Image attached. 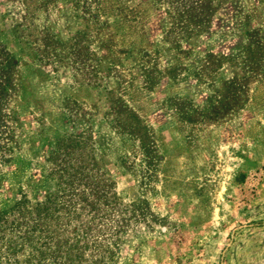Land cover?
Here are the masks:
<instances>
[{
	"label": "rangeland",
	"instance_id": "rangeland-1",
	"mask_svg": "<svg viewBox=\"0 0 264 264\" xmlns=\"http://www.w3.org/2000/svg\"><path fill=\"white\" fill-rule=\"evenodd\" d=\"M0 264H264V0H0Z\"/></svg>",
	"mask_w": 264,
	"mask_h": 264
}]
</instances>
